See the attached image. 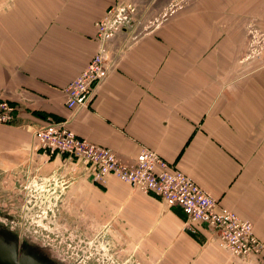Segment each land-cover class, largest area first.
Here are the masks:
<instances>
[{
  "label": "crops",
  "instance_id": "0c3cea01",
  "mask_svg": "<svg viewBox=\"0 0 264 264\" xmlns=\"http://www.w3.org/2000/svg\"><path fill=\"white\" fill-rule=\"evenodd\" d=\"M177 1L0 0V99L14 106L13 122L0 124V178L69 181L80 212L104 218L140 264H264V254L232 256L203 222L187 229L181 206L114 176L94 182L72 158L35 148L36 129L64 120L126 162L150 148L264 242V46L242 58L264 45V0L168 9ZM115 2L132 3L134 20L109 42L111 67L91 102L68 108L65 88L95 54V22Z\"/></svg>",
  "mask_w": 264,
  "mask_h": 264
},
{
  "label": "built area",
  "instance_id": "2783aa9c",
  "mask_svg": "<svg viewBox=\"0 0 264 264\" xmlns=\"http://www.w3.org/2000/svg\"><path fill=\"white\" fill-rule=\"evenodd\" d=\"M135 14L136 7L132 3L115 2L96 20L97 50L65 88L68 108L87 106L91 102L96 87L111 67L109 42L129 20H134ZM13 112L14 106L0 99V124L12 123ZM34 136L36 149L72 158L78 165L89 168L94 182L103 184L109 176H114L144 194H153L168 204L181 206L187 229L192 230L196 222L205 223L214 232L218 245L232 256L251 258L264 254V242L254 235L250 221L220 206L189 176L154 150L143 146L134 162H126L111 148L76 134L65 120L36 129ZM38 180L43 184L48 178L39 176Z\"/></svg>",
  "mask_w": 264,
  "mask_h": 264
},
{
  "label": "rangeland",
  "instance_id": "374dc122",
  "mask_svg": "<svg viewBox=\"0 0 264 264\" xmlns=\"http://www.w3.org/2000/svg\"><path fill=\"white\" fill-rule=\"evenodd\" d=\"M190 1L195 0H179L173 2L168 9L172 8L174 11L191 3ZM166 13L159 20L166 19ZM255 40L253 36L252 41ZM259 41L254 44L258 47L247 48L243 59L261 52L264 45ZM32 173L34 174L32 171L29 174ZM39 176L41 175L20 174L14 177L10 174L5 179L0 178V205L17 218L19 228L39 241L50 244L70 263L140 264L136 248L129 250L120 240L113 238L109 233L111 226L104 218L97 220L80 212L77 202L67 193L69 188L65 189V183L70 184L69 181L65 180L63 184L61 177L50 172L42 176L48 180L41 184Z\"/></svg>",
  "mask_w": 264,
  "mask_h": 264
},
{
  "label": "flooded vegetation",
  "instance_id": "af4514ba",
  "mask_svg": "<svg viewBox=\"0 0 264 264\" xmlns=\"http://www.w3.org/2000/svg\"><path fill=\"white\" fill-rule=\"evenodd\" d=\"M58 181V179H56ZM80 262H75L79 264ZM0 264H74L53 247L19 228L17 218L0 205Z\"/></svg>",
  "mask_w": 264,
  "mask_h": 264
}]
</instances>
